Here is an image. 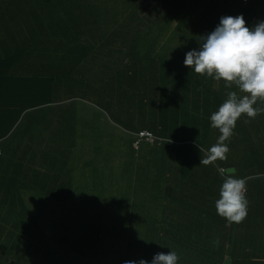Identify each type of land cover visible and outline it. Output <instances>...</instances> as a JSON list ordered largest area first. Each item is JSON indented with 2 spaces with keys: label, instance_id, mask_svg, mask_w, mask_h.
I'll return each mask as SVG.
<instances>
[{
  "label": "crops",
  "instance_id": "1",
  "mask_svg": "<svg viewBox=\"0 0 264 264\" xmlns=\"http://www.w3.org/2000/svg\"><path fill=\"white\" fill-rule=\"evenodd\" d=\"M203 1L208 0H51L50 2L27 0L19 5L16 15H5L9 20H14L11 24L17 26L18 35L13 34L12 38L19 40L17 43L9 44V49H12V53L18 57L14 58L13 62H8L4 58L0 61V146L4 156L3 161L0 162V214L7 215V208L12 214L15 204L13 202L19 196L24 197L25 189L30 190L25 181L17 182L21 178V176L18 178V167L26 170L23 175L38 178L39 173H44L45 162L49 171L53 168L58 169V156L61 150L87 149L93 145L92 148L103 151V137L97 140L94 129H99L101 132L103 128L120 129L123 132L121 124L111 119V113H118V101L121 100L116 95L115 99L108 100V94L103 91V78L107 76V72L103 75V71H117L122 69L127 61L136 62L137 58L145 62L156 59L155 62L146 63L147 69H153V76L156 78L170 74L169 69L180 70V68L169 66L170 59L165 55L176 56L184 62L188 52L187 47L184 45L183 50L179 51L174 44L165 45L164 37L173 34L179 36L184 42V31L179 28L178 23L195 21L193 8L202 6ZM211 1L213 4L215 0ZM227 1L230 8L235 4L233 0ZM252 5L256 13L255 6L258 3H252ZM197 16L203 18V14H197ZM161 22L164 24L159 26ZM157 25L158 30H154L153 26ZM140 38H142L141 42ZM182 51L185 52L184 57H182ZM137 68L135 64L134 70H140ZM147 72L149 71L142 73ZM194 73L189 70L187 75V82L191 88L196 87ZM45 75L62 77L54 84L81 87L80 93L53 92L51 105L44 104L41 94L43 87L48 85L43 82ZM167 78L166 84L164 82L162 85L155 84V88L160 90V87H163V90H169L170 96L174 81L170 76ZM203 79L206 81L207 92L209 90L212 92H198L199 95L194 96V106L186 102L185 110L197 107L202 112L213 113L218 111L221 102L227 99V92L231 90L225 93L221 91V88L220 92L214 90V86L223 80L217 82L207 75ZM92 86H97L99 90L96 91ZM88 87H91L94 92L88 90ZM168 101L170 102V97ZM20 116L22 124H29L32 129H10V120ZM155 117L170 118L168 113H160ZM247 119L244 115L237 120L233 135L225 142L229 147L227 168L254 165L255 172L264 175V164L259 162V158L264 157V121L262 126L257 127L255 119L245 123ZM203 122V129H210L214 136L219 137L221 133L218 129L211 128L209 119L204 118ZM149 128L151 127L148 126L147 130L157 136V141L150 144L143 143L141 146L143 149L140 150L141 153H138L137 158L153 161L158 152L156 145L162 142L167 146V153L169 144L179 147L187 146L179 153L169 151L168 168L164 169L165 173L162 174V178L166 176V179L172 183L171 190L177 198L186 201L193 195L201 196L205 189L208 191L214 185V176L218 174L221 161L218 160L209 166H201L202 153L198 147L199 143L203 148L208 149L215 144L213 140L197 135L192 140L194 142H178L172 140V132L164 135L160 134L156 128ZM137 129L139 128H135V132ZM247 134L250 135L240 138V135ZM159 137L162 138L161 142H158ZM233 139L234 142H232ZM169 141L171 142L168 143ZM27 149L38 151L39 154L35 158V166L32 169H30V163L33 160L30 158L28 160L29 156L23 154L28 153ZM50 150L57 155L49 157L47 152ZM89 154L90 152H87L84 155L85 159L88 160ZM102 155L100 154V157ZM249 155L254 160H251ZM24 156L25 158H22ZM187 160L197 161L194 170L183 166ZM33 169L35 174L29 172ZM4 175H6L5 179ZM250 175L251 172L243 170L237 177L248 178ZM50 182L49 189L54 187L59 189L58 176ZM89 182L91 188L102 187L96 179ZM260 182L263 183L261 192H264L262 189L264 179ZM252 184L257 186L256 182ZM47 190L46 188L45 191ZM73 191L75 192L74 189ZM33 192L34 196L38 194L36 189ZM9 201L13 202L7 203ZM210 208L213 209L216 206L211 204ZM245 226L237 227L240 233L247 235L248 230L253 228ZM214 227H216L215 224L212 228ZM260 228H264V225ZM224 230L229 231L230 228L227 226ZM231 241L233 242L229 245L237 243V240ZM222 245L225 248L219 251L206 249L201 261L213 254L217 260L222 261L221 264H224V259L230 256L226 251L229 245L227 246L224 241ZM251 246L252 244H249L248 247ZM257 248L258 255L264 256L262 253L264 248L261 246ZM230 261L231 264L239 262L236 260L233 263L232 259Z\"/></svg>",
  "mask_w": 264,
  "mask_h": 264
},
{
  "label": "trees",
  "instance_id": "2",
  "mask_svg": "<svg viewBox=\"0 0 264 264\" xmlns=\"http://www.w3.org/2000/svg\"><path fill=\"white\" fill-rule=\"evenodd\" d=\"M26 1L27 0H0V61H3L4 58L7 59L8 62H13L14 58L18 57L17 55H14L12 53V49H9L10 43H17V41L19 40L18 38H12L13 34L18 35V28L17 26H13L11 24L12 22H14V20H9V18L5 15H16L19 11V5L21 3H25ZM46 1L50 2L51 0ZM250 1L251 0H233V3L235 4L231 8L228 5L227 0H224L223 3L227 6L228 9L232 10V14H236L237 6L242 7V16L244 17L245 22L246 19L250 22L252 15L255 14L253 11L255 4L252 5V3H258L263 5L264 0H253V2L251 3ZM218 16L222 18L220 13H218ZM227 16H229V14ZM263 19L264 16H261L260 20L254 23L253 27H255V25L259 22H264ZM201 21L207 22L204 19ZM216 22L217 20L211 23L212 29L216 27ZM162 24H164V22H161L159 26H162ZM178 24L179 28L183 31L185 28L188 27V25H186L183 29L182 23ZM159 26H153V29L158 30ZM139 41L141 42L142 38H140ZM186 51H188V48L186 49ZM182 53L185 52L182 51ZM127 58L130 59L129 55H127ZM155 60L156 59L149 62H155ZM130 62L132 64H130ZM144 62L145 60L137 58L136 62H132L130 60L127 61V63L124 64V67L122 69H118L117 71H103V75L107 72V76L103 78V81L108 83V85L104 86L105 90L107 91L104 93L108 94L109 92H112L117 97H119L121 101H118V111L120 103H124L129 106L132 102L133 96L140 100L142 106H146L147 103L152 101L153 99H155V101L152 104H164L168 102V98L170 97L169 90H157L155 88V84L162 85L163 82L166 84L168 79L167 77H169V74H166L160 78H156L155 76H153V69H147L146 63L149 62H145V64H143ZM135 64L136 66H138L137 69L140 70H134ZM183 68L187 71L191 70L184 64ZM146 70H148L149 72H147L146 74L142 73L146 72ZM45 76L48 78L44 77L43 82L48 83V85L43 87L44 90L41 94V99L43 100L44 104L51 105V97L53 95V92H80L81 87L74 88L75 86L54 84L55 81H58L57 79H60L62 77L52 75L51 77H49V75ZM203 77H206V74L203 75ZM67 78L68 76L65 78V81H67ZM88 88V90L94 92L91 87ZM92 88L96 91L99 90L97 86H92ZM193 89L195 90L193 96H197L199 95L197 93L200 92L201 89H203V86L197 85ZM211 92L212 91L209 90L207 93ZM128 109L131 110V107L129 106ZM10 122V129H32L29 124H22L21 116L16 119L10 120ZM194 122H196V120ZM203 124L204 122L201 124V127ZM138 128L147 129L148 127L146 125H141ZM139 129H137L136 132L133 131L134 134L132 133V136L128 141L127 145L124 146V148L127 147L129 149L131 157L134 161L138 159L137 155L138 153H141L140 150L143 149L141 147L142 144H150L146 139H139L137 134ZM197 133L198 131H196L195 134ZM136 142L138 143L139 147L137 149L133 148V145ZM186 147L187 146L179 147L175 144H169L168 151L179 153L182 152ZM61 151L58 156V169L55 170V168H53L49 171L47 163L45 162L44 165L47 167V172L39 173L38 178L32 177V180L30 182L29 179L31 175H23V172H25L26 170L17 166L19 173L18 178H20V176L21 178H23L18 179L17 182L20 183L25 181V183H27V187L31 191H35L36 189L38 194L34 196V192H32L34 197L33 200L31 199L29 202H27L23 196H19V198H17V201L15 200V202H7L15 203L12 209V214L9 213V215H17V217H15L13 221H10V230L13 232V247H15L18 255L23 253V255L15 257V264H62V262L60 261H50V259L53 255L52 249L55 250V252L59 255L60 258H62L63 255H66L65 253H67V249L65 243L61 240H56V242L46 240L47 238H51L45 233L47 225L50 227H58L60 223V210L62 209L67 210L68 214H71L70 211H76L80 214L84 213L85 216H89L90 211L97 209L95 205L98 207H103V204L107 205L111 203L115 204L118 207H121L122 210H124V208H126L127 210V212L124 213L123 217L127 220V222L123 224V229L120 228V233L116 235L115 242L120 241L126 243V249L129 251V253L132 252L134 261L139 262L141 259H143L148 261L149 264H151V261L153 260L156 254L161 252L167 254L170 251H176L178 254L177 264H221L222 261L220 259V261L217 260L216 257L213 256V254L208 256L206 260L201 261L203 253L206 249H213L214 251H219L225 248L224 245H222L221 247L217 246L213 242L214 238L221 239L225 242L227 246L230 242H233L231 240H237V246L235 243H231L229 246H231L232 248L228 250L226 249L227 254H229L230 251H238L236 252L237 254H244L245 252L251 251V249H248L249 244H252L253 246L260 245L261 248H264V237L262 238L263 242H258V232L256 233L254 229L249 230L250 232L247 233V235L241 232L245 236L244 237L240 233V231H238L237 227L238 225L243 226L244 224H249V219L254 218L253 215L259 216L263 213L260 208V204L262 202V199H264V192H261V187L263 183H261L260 180L264 179V175L260 176L261 173H256L253 169L254 165H248L243 168L235 167L237 169V173L233 175L234 178H238L237 175L238 173H240V171L246 170L251 172V175L247 178V181L245 183V186L247 187L245 199L248 201L247 215L249 216L248 218H245L242 222H240V224L232 223L230 226H228L230 230L227 231L224 230V228L227 227L226 225L228 224L227 219L221 217L217 213L216 208H210L211 204H213L215 207L216 201L220 198V188L224 182L225 176H227L225 172L228 167V165L226 164L227 159L220 162L218 174L214 176V185L210 187L208 191L205 189L201 193V196L193 195L191 197H188L186 201L180 200L173 194L171 190L172 183L169 181V179H166V183L163 184V178L161 176H157L153 182V186L151 187L147 182H142L140 185V190L137 191L136 189H134L130 195H119L117 193H114V199L111 201H106L105 199L107 198L109 193L103 195L102 192L101 195L97 196L96 194L98 191L95 192V189L98 187H89V181H95L96 179L97 183L102 186L99 188L100 191L101 189H103V179H98L99 177L94 176L91 172V169H96L99 172H103L101 170V167H98L96 165L91 166V163L89 162H81L80 164L74 165L72 169L67 163L66 171L65 167L63 169L64 165L61 160ZM64 151H67L64 152L67 156L69 150ZM27 152L28 153H23L27 154V157L32 154L31 150H28ZM257 154H259L258 151ZM38 156V151H34L32 156L29 157L33 160L30 163V169L34 168L35 158H37ZM22 158H25V156ZM3 159L4 156L1 155L0 162L3 161ZM196 163V160H187L185 161V164H183V166L187 169H193ZM146 167L147 171L150 170L149 165ZM221 169L223 170V172H221ZM34 170L35 169L29 172H33V174H35L36 172ZM83 170L84 173L89 174L88 180H81L78 183H74L73 174L76 171ZM128 171L132 174H136L134 169H128ZM79 174L82 175L81 173ZM57 176L60 178L59 189L57 190L56 187H54L53 189H49L48 184L51 183L50 181L52 179H57ZM3 177L5 179L6 176L4 175ZM45 177L48 178V180H46L48 184L44 183ZM5 181L6 180H4V182ZM254 182H256L257 186H254V184H252ZM82 183H84L85 185V191H82L81 186H79ZM46 188L48 189L47 195L40 199L39 193H42L44 190H46ZM73 189L77 194L73 191ZM262 189L264 190V187ZM88 190L90 191L88 192ZM154 205L158 206L153 209ZM139 207L141 208L139 209ZM144 207L147 209L149 208L151 212L156 213L155 216L157 217V219H153L152 225H150V222L147 224L143 223V226L146 225L149 229L145 230L143 228V231L145 230L146 235H148L149 233V235L151 236L152 234L155 239H158V242L156 244H153L155 249L145 244H142L140 247L133 250L134 248L131 245L130 240L135 236L136 222L139 220L142 221V219H146L145 217L147 214L144 213L147 211ZM107 208L113 207L107 206ZM47 211H50V213L46 215L49 216V219L45 221L42 217L45 216ZM108 214L111 213L109 212ZM158 219H162L163 222L166 221L167 224H159L157 222ZM5 221L6 220H4L3 222ZM214 224L216 225V227L212 228ZM258 230L260 231V229ZM16 232H18V234H16ZM176 233L183 235V238L177 237ZM63 235H65L66 238L73 236L67 231H61L60 238ZM0 242L3 243L1 236ZM116 251L118 252V250ZM262 253H264L263 249ZM121 254L123 255V253ZM259 258L264 259V256L259 255Z\"/></svg>",
  "mask_w": 264,
  "mask_h": 264
},
{
  "label": "rangeland",
  "instance_id": "3",
  "mask_svg": "<svg viewBox=\"0 0 264 264\" xmlns=\"http://www.w3.org/2000/svg\"><path fill=\"white\" fill-rule=\"evenodd\" d=\"M236 9V14H232V10L228 9L227 6L222 2V0H215L213 4L211 0L203 1L202 6L193 8L192 13L195 15V21L191 23L189 21H185L184 23H182L183 27H185V25H188V27L184 29V42L180 39L179 36L171 34L167 37H164L165 45L174 44L179 51L183 50L184 45L188 48V52L192 50H199L200 37L208 35L218 26L221 20V17L218 16V13H220L222 17L227 16L228 14L232 17L242 15V7L237 6ZM255 12L256 13L252 15L250 22L246 19V27H249L250 29H252L254 23L260 20V16H264V4H258L257 6H255ZM197 14H203V18L197 16ZM200 19H204L207 22H203ZM216 20V27L212 29L211 23ZM184 56L185 54L183 53L182 57ZM165 57L170 59L169 66L180 68V70L169 69V76L173 78L174 81V88L172 90V93L170 94V102L168 101L164 104H152L155 101V99H153L152 101L148 102L146 106H142L140 100L133 96L132 102L129 105L131 107V110L128 109L129 106L127 104L120 103L118 113H111V119L121 124L123 132H121L120 129L103 128L102 132L99 129H94V131L96 130L95 136H97V140L102 139L103 137V151L92 148L93 145L87 149L69 150L67 156L64 153L67 151H61V160L64 165L63 169L65 167L66 171L67 163L69 164L70 168L73 169L74 165L80 164L81 162H91V166H99L101 162V166L99 167L102 168L103 172H99L96 169H91V172L94 176L103 179V189H101L100 191L99 188H96L95 192L98 191L96 194L97 196L101 195L102 192L103 195L109 193L107 198L105 199L106 201L113 200L115 197L114 193H117L119 195H130L134 189H136L137 191L140 190V185L142 182H147L150 187L153 186L155 178L157 176L162 177V173H165L164 169L168 168L169 151L167 153V146L163 142L160 145H156V147L158 148V152L153 161H148L147 159L144 160L143 158H138L135 161L133 160L129 149L127 147L124 148V146L127 145L133 131L135 132V128L140 127L141 125H146L147 127L149 126L151 128L153 127L158 129L160 134L166 135L172 132V140L178 142L192 141L196 138L197 135L209 140H213L215 143L218 140V137L214 136L213 133L209 131L210 129H203L201 127L204 118L209 119L211 122L210 117L216 111H214L213 113H205L202 112V110H199L197 107L195 109L193 108L192 110H185L186 102L188 103V105L194 106L195 99L193 96L195 90L189 87L188 82H186L188 80V71L183 68L184 62L180 61L178 57L169 55H165ZM101 74L102 73L100 72V76H102ZM193 79L196 83V86H203V89H201L200 91H205L207 93V90L205 88L206 81L203 79V76L194 73ZM104 86L105 83L103 82V91L107 92ZM220 88L223 93L228 90H238L235 85H233L231 89L226 88L225 82L223 81L214 86V90L217 92H220ZM160 90H163V87H160ZM109 99H115V94L109 92L108 100ZM255 106L264 107V102H257V104L253 105L254 108ZM160 113H168L170 118L155 117ZM195 120L196 122H194ZM263 121L264 113H259L255 118L256 126H262ZM205 130H208V132H205ZM196 131H198L197 134H195ZM249 135L250 134L240 135V138L247 137ZM161 141L162 138L159 137L158 142ZM232 142H234V139ZM133 147L135 148L134 145ZM137 148L139 147H136L135 149ZM32 151L34 152V150ZM87 152H90L88 160L84 157ZM47 153L49 157L57 155V153L53 152L52 150L48 151ZM32 154H30L29 157L32 156ZM100 154H103L102 157H100ZM249 158L251 160H254L250 155ZM259 162L260 164H264V157L259 158ZM148 165L150 166V170L147 171L146 166ZM128 169H134L136 174L130 173ZM46 172L47 167L44 168V173ZM76 172H79L82 175ZM76 172L73 174L74 183H78L81 180H88L89 174L84 173V170ZM32 177L33 176H30L29 182L32 180ZM44 179V183H47L46 180H48V178L45 177ZM165 183L166 176H164L163 178V184ZM79 186H81L82 191H85L84 183ZM89 187L91 188L90 182ZM89 191L90 190H88V192ZM32 192L33 191L31 190H24V199H26L27 202L31 198L33 200ZM39 195L40 199H42L47 195V191L44 190L42 193H39ZM107 206H111L113 208H107ZM157 206L158 205H154L153 209ZM95 207L97 209L90 211L89 216H85L84 213L80 214L76 211H70L71 214H68L67 210L62 209L60 210V223L58 227H50L47 225L45 233L51 238H47L46 240L55 242L56 240L64 241L67 249V253H65L66 255H63L62 258H60L55 250L52 249L53 255L50 261L56 260L62 262V264H125V261H134L132 252L129 253V251L126 249V243L120 241L115 242L116 235L120 233V228L123 229V224L127 222V220L123 218L124 213L127 212L126 208L122 210L121 207H118L113 203L107 205L103 204V207H98L95 205ZM141 207H139V209ZM260 208L263 213L259 216L253 215L254 218L252 220L249 219V224L244 225H246L247 227H252L256 231V233L258 232V242H263L262 238L264 237V229L260 227L264 225V199H262ZM145 209L147 211L144 213L147 214L145 217L146 219H142V221L139 220L136 222V233L134 236L135 239L132 238L130 240V243L134 248L133 250L140 247L142 244L155 249L153 244H156L158 242V239H155L152 234L151 236L149 235V233L148 235H146L145 230L149 229L146 225L143 226V223L147 224L149 222L150 225H152L151 221L154 218L157 219V217L155 216L156 213L151 212L149 208ZM7 210V215L0 214V236L2 237L3 243H5L3 244L0 242V264H15V257H19L20 255H23V253L18 255L15 247H13V232L10 230V221H13L15 217H17V215H9L10 210L8 208ZM109 212L111 214H108ZM48 213H50V211H47L45 216L42 217L45 221L49 219V216H46ZM248 216L249 215H247L246 218H248ZM4 220L6 221L3 222ZM157 222L159 224H167V222H163L162 219H158ZM143 228L145 229L144 231ZM259 228L260 231H258ZM61 231H67L73 236L66 238V236L63 235L60 238ZM249 232L250 231L248 230V233ZM16 234H18V232H16ZM176 235L179 238H183V235L179 233H176ZM214 242L217 244V246L221 247L223 241L221 239L214 238ZM257 247H260V245H252L250 248L248 247V249H251V251L245 252L244 254H237L236 252L238 251H230V256L225 258L223 263L227 264L228 261L232 259L233 263L238 260L240 264H264V259L259 258V255H257ZM231 248L232 247L229 246L227 247V250ZM116 250H118V252ZM121 253H123V255Z\"/></svg>",
  "mask_w": 264,
  "mask_h": 264
},
{
  "label": "clouds",
  "instance_id": "4",
  "mask_svg": "<svg viewBox=\"0 0 264 264\" xmlns=\"http://www.w3.org/2000/svg\"><path fill=\"white\" fill-rule=\"evenodd\" d=\"M199 43V50L186 53L184 65L196 74H206L217 82L225 81V87L228 89L233 85L238 89L228 91L227 99L210 117L211 128L218 129L221 133L217 142L208 149L198 143L202 153L201 166H209L218 160L227 159L229 147L225 142L233 135L238 119L246 115L247 123L255 119L259 113H264V107H253L258 100L264 102V22H259L250 29L246 27L242 15L225 16L221 18L214 31L200 37ZM233 175L225 176L220 188V198L216 201L217 213L228 221L226 226L233 222L238 224L247 216L248 201L245 199L247 178L238 179ZM177 261L176 251L167 254L161 252L154 256L151 264H177ZM125 264L149 262L141 259L139 262L125 261ZM227 264H231V261L229 260Z\"/></svg>",
  "mask_w": 264,
  "mask_h": 264
},
{
  "label": "built area",
  "instance_id": "5",
  "mask_svg": "<svg viewBox=\"0 0 264 264\" xmlns=\"http://www.w3.org/2000/svg\"><path fill=\"white\" fill-rule=\"evenodd\" d=\"M244 1H248V0H244ZM137 134H138L139 139L141 138L146 139L149 143H155L157 141V137L155 136V134L149 130H142V131H139ZM134 146L138 147V143L136 142ZM1 155H2V150L0 146V156ZM243 194H245V190Z\"/></svg>",
  "mask_w": 264,
  "mask_h": 264
},
{
  "label": "water",
  "instance_id": "6",
  "mask_svg": "<svg viewBox=\"0 0 264 264\" xmlns=\"http://www.w3.org/2000/svg\"><path fill=\"white\" fill-rule=\"evenodd\" d=\"M225 172H226L227 175H229V174L233 175V174H235L237 171H236V169H235L234 167H231V168H227V169L225 170Z\"/></svg>",
  "mask_w": 264,
  "mask_h": 264
}]
</instances>
